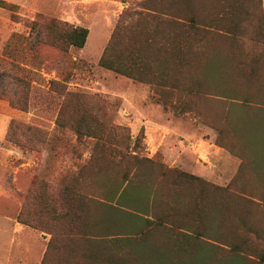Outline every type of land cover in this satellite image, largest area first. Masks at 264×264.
Listing matches in <instances>:
<instances>
[{
	"label": "rangeland",
	"instance_id": "rangeland-1",
	"mask_svg": "<svg viewBox=\"0 0 264 264\" xmlns=\"http://www.w3.org/2000/svg\"><path fill=\"white\" fill-rule=\"evenodd\" d=\"M4 1L17 7L15 19L12 11L0 8V91L5 94V99H0V264H44L48 249V264L73 263L82 259L87 246L123 264H157L156 260L226 264L237 258L245 264H264V180H260L264 178V170L256 169L257 163L253 162L260 156H241L249 160L244 162L246 172L238 174L236 182H210L222 187L230 184V196L222 197L221 202L215 187L202 193L201 182L208 181H200L178 166L168 165L161 151L150 155L141 122L145 106L159 105L161 99L168 103L167 107L161 104L164 113H189L220 129L226 119L225 126H231L233 122L228 124L231 118H224L228 102L223 99L246 102L244 99L248 98L252 104L264 103V38L253 44L224 41V51L229 55L214 60L210 68L214 80L209 86H204L202 80L206 78L198 69L183 76L169 71L166 84L171 87L162 88L158 84H165L163 79L155 85L142 84L99 66L121 14L133 13L143 0ZM215 2L217 12L220 1ZM200 4L204 5L205 1ZM43 18L87 27L90 31L87 47L71 48L67 55L51 46H43L36 52L26 49L29 24ZM145 25L149 30L155 26L148 20ZM156 38L162 42L163 37ZM209 44L222 45L220 42ZM7 52L11 57H7ZM16 78H24L45 89L52 80L69 78L70 92L99 95L116 104V121L129 128L132 144L144 129L145 138L135 148L130 142L129 151L139 158L155 161L153 165L146 164L144 177L139 182H145L142 185L155 198L153 211L169 218L162 224L140 222L120 211L115 200L107 203L115 206V211L102 206V194H113L124 182L125 173L134 172L135 162L115 155L114 162L96 163L103 169L101 175L91 182L82 180L77 176L78 171L87 165L96 140L77 141L68 125L71 115L76 117L73 108L63 117L66 127L59 129L54 123L53 107L44 101L31 99L30 113L13 109L9 100H17L23 93ZM118 141L115 138L112 146L124 150ZM73 192L77 197L92 195L88 203L74 198L72 204L79 208L73 211L77 214L84 205L91 221L105 228L104 237L88 242L76 233L70 234L71 226L65 216L71 197H75ZM238 196L246 202L238 203ZM199 205L206 207L210 223L205 221V225L220 237L218 242L206 235L198 238L192 229H189L192 235H185L175 227L187 223L202 228L201 221L197 222ZM174 206L179 212L172 211ZM20 214L33 227L20 223ZM17 225L25 232L16 231ZM140 229L144 230L143 235Z\"/></svg>",
	"mask_w": 264,
	"mask_h": 264
},
{
	"label": "trees",
	"instance_id": "trees-1",
	"mask_svg": "<svg viewBox=\"0 0 264 264\" xmlns=\"http://www.w3.org/2000/svg\"><path fill=\"white\" fill-rule=\"evenodd\" d=\"M204 1L206 0H143L133 13L123 12L99 59V66L142 84L155 85L158 80L163 79L162 82L165 84H158L160 87L164 86L162 88L171 87L166 84L169 71H176L183 76L189 75L190 70L199 69L202 71L201 74L206 78L202 80L204 86H207V84L209 86L214 80L210 72L214 60L226 58L225 55H229L224 51L223 42L253 44L257 40L264 38V25L250 27L243 24H232V21L230 22L229 17L227 18L226 16L228 15L227 11L221 8L211 14H208L206 10L196 9ZM219 1L222 3L224 0ZM238 1L253 6L255 4L256 10L251 8L249 11H231L229 14L243 13L246 17H253L256 20L259 14L257 8L260 0H232L233 3H237ZM194 3L198 4L197 7H195ZM16 7V5L0 0V8L12 11L13 19L16 18L14 13ZM220 14H225L224 16L226 17L218 18ZM147 20L152 21L153 25L155 24L153 29L149 30L146 25L144 26ZM256 21L261 23L259 18ZM244 24H248V22L246 21ZM230 26L234 27L231 28ZM29 29V38L24 45L26 49L28 48L30 51L36 52L43 46H51L64 55H67L71 48L83 49L90 33L87 27L75 26L58 19L47 20L44 18L33 20L29 24ZM157 35L163 37L162 42L156 38ZM213 42H220L222 45L219 47L210 46L209 43ZM6 54L8 58L12 55L10 54L9 56L8 52ZM233 58H238V56ZM68 79L52 80L48 85L49 88L45 89L37 84L35 85L26 81L24 78H16L18 84L23 89V93L17 100L10 99L9 104L15 110L30 113L32 106L31 99L32 101L39 100L46 102L53 107L56 129L66 127L63 117H65L67 110L73 108L76 117L71 115L68 125L76 134L77 141L83 139L96 140L87 165L80 168L77 176L82 180H90L91 182V179L98 177L103 172L102 167L96 163L98 162L101 165L100 161L102 160L114 162L115 155H119L122 160L134 161L136 164L134 172L132 174L125 173L124 182L116 187L113 194H102L106 203L103 202L101 205L115 211V206L107 204L115 200L120 207V211L128 214V216L136 218L140 222L162 224L165 222L164 219H168L169 217L159 215L153 211L152 200L154 201L155 198H152V193L148 192L145 188V182H139L144 177L143 169L146 164L153 165L155 161L151 158H139L129 151L132 138L129 128L118 124L116 121L117 106L115 103L99 95L70 92L68 90ZM178 86L180 87V85ZM204 86L202 87L204 88ZM237 93L234 90V95H237ZM159 96L162 97L160 93ZM0 99H5V94L1 91ZM229 99L235 100L236 98ZM244 100L249 101L250 99L245 98ZM158 103L164 107L168 106V103H165L161 99H159ZM208 125L210 124L208 123ZM215 129L219 132L217 143L221 144L223 129L218 127ZM141 133L132 144L134 148L139 146V143L145 138L144 129H142ZM115 138L119 140L116 143L124 146V150H118L112 146ZM193 177L200 181L202 180L196 176ZM201 183H203L202 193L208 192L207 188L215 187L218 194H220L221 198L218 197L221 202L224 200L222 197L230 196L231 192L228 186L232 182L226 187L215 186V184H211L210 182ZM134 193L136 194L134 195ZM72 194L75 197H71L69 201L70 206L67 208L65 216L71 226L69 230L70 234L76 233L77 236L85 238L88 242H93L92 240L96 238L104 237L102 233L105 228H101L100 223H93L91 221L84 205L80 206L81 209L79 211L81 213L78 211L76 214L73 211L74 208H79L73 206L74 198L88 203L91 201L92 195H80L77 197L74 192ZM236 201L238 203L246 202L241 196H238V200ZM150 202L152 205L149 206ZM197 208L199 209L197 222L201 221L202 228L190 226L187 223L175 227L179 231L182 230L185 235L195 233L198 238L206 235L208 239L218 242L217 240L220 237L215 232H210V227L205 225V221L210 223L207 218L206 207L199 205ZM172 211L179 212V209L174 206ZM18 219L20 223L32 226L31 223L21 219V214ZM72 223L76 224V226H72ZM128 227L125 226V229H128ZM171 228H174V225ZM189 229H192L193 233ZM139 233L143 235L144 230L140 229ZM50 245L51 243L48 248ZM49 258L50 253L48 249L43 263L48 264ZM156 262L157 264H165V262L180 264L177 261L156 260ZM238 263L245 264L243 259L240 258L226 264ZM67 264L123 263L119 262V260L116 261L112 256H101L87 246L80 261Z\"/></svg>",
	"mask_w": 264,
	"mask_h": 264
},
{
	"label": "crops",
	"instance_id": "crops-1",
	"mask_svg": "<svg viewBox=\"0 0 264 264\" xmlns=\"http://www.w3.org/2000/svg\"><path fill=\"white\" fill-rule=\"evenodd\" d=\"M216 0H206L205 4H195L196 9H203L211 14L216 11L214 7ZM233 3L232 0L218 2L219 8L227 11V18L232 24L264 25V0L258 4V17L261 23H258L253 17H246L243 13L229 14V12H245L252 9L256 10V5L247 3ZM224 6V8H223ZM225 14H220L222 18ZM224 16V17H226ZM248 24H244L245 22ZM230 24V25H232ZM233 28L234 26H230ZM228 28V27H227ZM88 40L86 43V47ZM85 47L82 49L84 50ZM228 120L231 126H225L227 120H224L222 143H217L219 132L205 122L199 121L195 116H189V113L170 115L164 113L161 104H147L143 110V119L141 120L148 137L150 155L157 151L164 154L165 162L171 166H178L190 175L196 176L208 182H236L237 175L246 172L244 162L241 156H260L254 163H257L258 170H264V103L252 104L249 101L223 99ZM256 107L249 110L247 107ZM241 107L246 108L245 110ZM182 113V112H181ZM136 117V116H135ZM200 118V117H199ZM153 139V143L150 142ZM242 175V174H241ZM260 180H264L260 179ZM16 231L25 232L20 225L15 227Z\"/></svg>",
	"mask_w": 264,
	"mask_h": 264
}]
</instances>
